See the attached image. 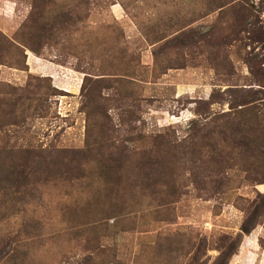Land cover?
<instances>
[{
    "label": "rangeland",
    "instance_id": "obj_1",
    "mask_svg": "<svg viewBox=\"0 0 264 264\" xmlns=\"http://www.w3.org/2000/svg\"><path fill=\"white\" fill-rule=\"evenodd\" d=\"M0 264H264V0H0Z\"/></svg>",
    "mask_w": 264,
    "mask_h": 264
},
{
    "label": "trees",
    "instance_id": "obj_2",
    "mask_svg": "<svg viewBox=\"0 0 264 264\" xmlns=\"http://www.w3.org/2000/svg\"><path fill=\"white\" fill-rule=\"evenodd\" d=\"M248 231H249V227H246V226H245V227L243 228V232L247 233Z\"/></svg>",
    "mask_w": 264,
    "mask_h": 264
}]
</instances>
